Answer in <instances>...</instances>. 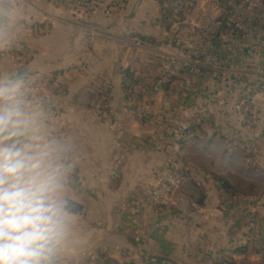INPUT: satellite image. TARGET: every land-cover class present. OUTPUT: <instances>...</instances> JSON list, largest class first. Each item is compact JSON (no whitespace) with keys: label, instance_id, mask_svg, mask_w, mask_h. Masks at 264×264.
<instances>
[{"label":"crops","instance_id":"0c3cea01","mask_svg":"<svg viewBox=\"0 0 264 264\" xmlns=\"http://www.w3.org/2000/svg\"><path fill=\"white\" fill-rule=\"evenodd\" d=\"M192 1L190 24L210 0ZM165 13L157 0H94L85 9L15 0L0 11V81L20 80L63 165L70 210L56 264H225L240 250L249 264L263 258L264 200H254L264 193V22L255 39L216 45L240 65L205 67L182 86L178 61L165 57L163 73L152 60L173 36ZM133 36L153 41L154 55L135 50ZM131 59L147 100L165 77V92L144 107L123 88ZM175 132L193 163L175 150Z\"/></svg>","mask_w":264,"mask_h":264},{"label":"clouds","instance_id":"9594fccd","mask_svg":"<svg viewBox=\"0 0 264 264\" xmlns=\"http://www.w3.org/2000/svg\"><path fill=\"white\" fill-rule=\"evenodd\" d=\"M19 79L0 81V264H56L66 231L63 165Z\"/></svg>","mask_w":264,"mask_h":264},{"label":"built area","instance_id":"2783aa9c","mask_svg":"<svg viewBox=\"0 0 264 264\" xmlns=\"http://www.w3.org/2000/svg\"><path fill=\"white\" fill-rule=\"evenodd\" d=\"M49 1L54 5L66 1L76 9H85L94 0ZM157 1L166 10L165 14L169 21L168 31L172 33L173 27H177V32L172 33V38L164 43L162 52H157L156 55L152 53L150 43L139 36L131 37L128 42L135 50L143 49L149 55L157 56L159 62L162 63L160 71L163 73L170 67V61L164 60L165 57L178 61L184 70V77L179 81L182 86L190 85L193 76L203 75L205 67L215 72H230L235 68L234 65H240L239 61L233 57L223 58L219 52H216L215 47L223 38L244 34L246 39H255L258 34L263 33L264 0H210L204 7V16L197 19L193 24L188 21V17L194 9L192 0ZM14 4L15 0H0V11L5 12ZM134 65H137V61L131 59L128 66L125 67L123 88L126 96L136 104V107H144L165 92L166 81L163 76L157 78L151 87L152 90L147 93V100L145 98L146 93L141 90L140 73ZM260 72L264 80V62ZM130 95L131 97H129ZM201 122L200 117L196 116L192 119L194 125L201 124ZM178 135L179 133L175 132L173 145L180 154L179 150L182 145ZM170 191L171 187L167 185L163 186L162 189L154 190L152 195L155 199L162 198ZM263 200L264 193L254 202L259 207ZM156 203L165 204L167 202L160 199Z\"/></svg>","mask_w":264,"mask_h":264},{"label":"rangeland","instance_id":"374dc122","mask_svg":"<svg viewBox=\"0 0 264 264\" xmlns=\"http://www.w3.org/2000/svg\"><path fill=\"white\" fill-rule=\"evenodd\" d=\"M156 57L157 56H154V58L152 60H155ZM179 152H180V155H183L184 154V157L186 159L191 160L192 163L194 162V156L192 154L184 151L183 146L180 148ZM196 160H198V158ZM219 172H222V173L224 172L226 174H229V172L226 171V168L224 167L223 164H219ZM258 198L259 197H257L255 200H257ZM242 254L243 253H239L238 255H235L234 258H229L228 259L229 262L228 263H225V264H235V262H236V264H249L247 258L244 259L245 261L243 260V255ZM263 254H264V251H263ZM257 261H259V260H257ZM259 264H264V255H263V258L260 260Z\"/></svg>","mask_w":264,"mask_h":264},{"label":"trees","instance_id":"16d2710c","mask_svg":"<svg viewBox=\"0 0 264 264\" xmlns=\"http://www.w3.org/2000/svg\"><path fill=\"white\" fill-rule=\"evenodd\" d=\"M228 31V29L226 30V32ZM142 38V37H141ZM144 41H146V42H148V43H153V41H150V40H147V39H145V38H142ZM129 97H131V95L129 96ZM196 128V127H195ZM69 205H70V203L66 206V209H68V210H70V208H69ZM240 253H244V251H242V250H240L239 251Z\"/></svg>","mask_w":264,"mask_h":264},{"label":"water","instance_id":"95a60500","mask_svg":"<svg viewBox=\"0 0 264 264\" xmlns=\"http://www.w3.org/2000/svg\"><path fill=\"white\" fill-rule=\"evenodd\" d=\"M49 1V0H48ZM177 32V27H173L172 29V33H176Z\"/></svg>","mask_w":264,"mask_h":264}]
</instances>
